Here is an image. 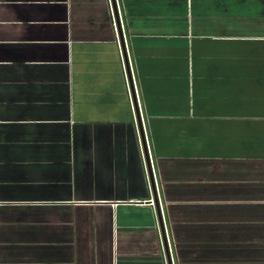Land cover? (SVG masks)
Listing matches in <instances>:
<instances>
[{"label": "crops", "instance_id": "1", "mask_svg": "<svg viewBox=\"0 0 264 264\" xmlns=\"http://www.w3.org/2000/svg\"><path fill=\"white\" fill-rule=\"evenodd\" d=\"M114 3L0 0V264H264V0Z\"/></svg>", "mask_w": 264, "mask_h": 264}, {"label": "water", "instance_id": "2", "mask_svg": "<svg viewBox=\"0 0 264 264\" xmlns=\"http://www.w3.org/2000/svg\"><path fill=\"white\" fill-rule=\"evenodd\" d=\"M110 1H111V5H112V9H113L114 15H115V19L117 20L116 7H115L114 0H110ZM117 23H118V21H117ZM120 47H121L122 57H123L124 66H125V70H126V75H127V78H128V83H129L130 90H131V93H132L133 103H135V99H134V96H133L132 85H131V79H130V72H129L128 63H127V59H126V53H125V49H124V45H123L121 36H120ZM138 124H139V122H138ZM138 131H139L140 138L142 140V145L144 147L143 134H142V130L140 128V125H138ZM146 165H147V169H148V175H149L150 184L153 187L152 176H151V172H150V168H149V164H148V160L147 159H146ZM153 198H154V202H156L154 189H153ZM155 209H156L157 222H158V225H159V228H160V232L163 235L162 222H161V217H160V213H159L158 207L156 206ZM163 242H164V240H163ZM164 249H165L166 261H167L168 264H170L169 256H168V253H167V249H166V244L165 243H164Z\"/></svg>", "mask_w": 264, "mask_h": 264}]
</instances>
